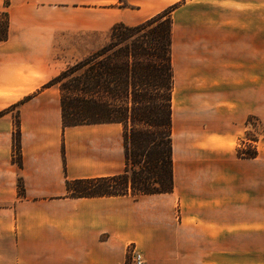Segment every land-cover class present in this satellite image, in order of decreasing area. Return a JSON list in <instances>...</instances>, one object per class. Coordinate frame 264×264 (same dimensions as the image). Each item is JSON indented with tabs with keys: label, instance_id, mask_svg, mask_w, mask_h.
Here are the masks:
<instances>
[{
	"label": "crops",
	"instance_id": "obj_1",
	"mask_svg": "<svg viewBox=\"0 0 264 264\" xmlns=\"http://www.w3.org/2000/svg\"><path fill=\"white\" fill-rule=\"evenodd\" d=\"M117 1L0 0V264H126L130 245L145 264H225L226 241H255L264 226L257 158L236 155L258 114L264 0ZM173 5L172 192L66 197V180L124 171L123 129L63 127L59 88L47 83L99 50L98 33Z\"/></svg>",
	"mask_w": 264,
	"mask_h": 264
},
{
	"label": "trees",
	"instance_id": "obj_2",
	"mask_svg": "<svg viewBox=\"0 0 264 264\" xmlns=\"http://www.w3.org/2000/svg\"><path fill=\"white\" fill-rule=\"evenodd\" d=\"M119 5L125 6L124 1L119 0ZM171 10L138 25H113L104 46L47 83L46 87L59 88L63 127L116 123L123 129L124 171L109 177L66 180V197L136 198L172 192ZM2 17L5 29L0 40H5L7 13ZM19 136L16 116L13 157L18 165ZM255 156V150L241 155ZM23 194L18 182V195Z\"/></svg>",
	"mask_w": 264,
	"mask_h": 264
},
{
	"label": "rangeland",
	"instance_id": "obj_3",
	"mask_svg": "<svg viewBox=\"0 0 264 264\" xmlns=\"http://www.w3.org/2000/svg\"><path fill=\"white\" fill-rule=\"evenodd\" d=\"M115 7L117 8L124 7V5L120 6L118 0L115 4ZM176 7L177 5H173L171 7H168L164 11L170 10L172 8V10L169 12V17H170L171 12ZM4 26H5V20L4 17H2V13H1L0 33H3L5 29ZM171 27H172V22H171ZM110 29L105 33L104 32L102 34L98 33V42H99L98 45L100 46L101 44L105 45L108 42V35ZM261 55H264V51H258V56ZM257 74H258V89H257L258 114L249 115L247 117L245 122L244 134L242 135V138L238 142L236 155L238 158L248 159L241 157V155L242 154L247 155L253 152L254 150L256 151V156L251 159L257 158V163H258L257 165L258 186H257V194H256V202L258 207V211H257L258 225H264V157H257L259 149L264 147V65L261 64L257 66ZM14 159H16V157H14ZM17 189H18V184H17ZM132 248L133 245H130V247L128 248V261L126 262V264H131L129 259V252ZM225 264H264V226L257 227V237L255 238V241L252 239L250 241H226Z\"/></svg>",
	"mask_w": 264,
	"mask_h": 264
},
{
	"label": "built area",
	"instance_id": "obj_4",
	"mask_svg": "<svg viewBox=\"0 0 264 264\" xmlns=\"http://www.w3.org/2000/svg\"><path fill=\"white\" fill-rule=\"evenodd\" d=\"M131 264H145L144 257L140 251L133 247L129 252Z\"/></svg>",
	"mask_w": 264,
	"mask_h": 264
},
{
	"label": "bare ground",
	"instance_id": "obj_5",
	"mask_svg": "<svg viewBox=\"0 0 264 264\" xmlns=\"http://www.w3.org/2000/svg\"><path fill=\"white\" fill-rule=\"evenodd\" d=\"M178 126V125H177Z\"/></svg>",
	"mask_w": 264,
	"mask_h": 264
}]
</instances>
